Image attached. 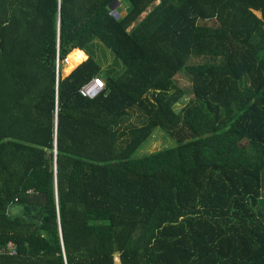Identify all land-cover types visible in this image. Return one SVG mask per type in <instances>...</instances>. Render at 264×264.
<instances>
[{
	"label": "trees",
	"instance_id": "16d2710c",
	"mask_svg": "<svg viewBox=\"0 0 264 264\" xmlns=\"http://www.w3.org/2000/svg\"><path fill=\"white\" fill-rule=\"evenodd\" d=\"M9 242L0 264H264V0H0Z\"/></svg>",
	"mask_w": 264,
	"mask_h": 264
},
{
	"label": "rangeland",
	"instance_id": "374dc122",
	"mask_svg": "<svg viewBox=\"0 0 264 264\" xmlns=\"http://www.w3.org/2000/svg\"><path fill=\"white\" fill-rule=\"evenodd\" d=\"M124 8V7H123ZM122 10V9H121ZM147 16V14H144L141 17V20H143L145 17ZM109 53V54H108ZM108 53L105 52H100L98 54H96V61L102 66V68L105 69H109V67L113 64L114 60L112 55L110 54V52L108 51ZM69 56V55H68ZM72 56L68 59L69 62ZM108 62H107V60ZM86 60V59H85ZM76 64V63H75ZM73 65V63L71 62L64 64V75L68 74L70 71H72V69L77 65ZM73 72V71H72ZM177 84L182 87L183 89H185L186 91H190L192 90V82H190V77L188 75V73L184 70L181 74H179L176 78H175ZM98 85V84H97ZM96 88L98 89V91H100V88L96 86ZM190 98H194L190 95H187L183 100L180 101L179 105L177 106V108H179L181 105H185ZM139 120V113L136 112L134 114L133 117V121L136 124H139L138 122ZM174 144V140H172L170 137H168L166 134H164L163 132H161L160 130H155V132L153 133V135H151V137L143 144V146L140 148L139 153H146V152H154L156 150H160L164 147L170 146ZM12 213L14 215H22V207L18 204L14 205L13 209H12Z\"/></svg>",
	"mask_w": 264,
	"mask_h": 264
},
{
	"label": "built area",
	"instance_id": "2783aa9c",
	"mask_svg": "<svg viewBox=\"0 0 264 264\" xmlns=\"http://www.w3.org/2000/svg\"><path fill=\"white\" fill-rule=\"evenodd\" d=\"M112 14L117 19H119L120 15L118 14V12L113 11ZM94 85L99 87L100 90H102L104 88V82L102 80H100V79H95ZM81 93L83 95L91 96L89 88L83 90ZM0 255L16 256L17 255V246H16V244L14 242H9L7 245L0 247Z\"/></svg>",
	"mask_w": 264,
	"mask_h": 264
},
{
	"label": "water",
	"instance_id": "95a60500",
	"mask_svg": "<svg viewBox=\"0 0 264 264\" xmlns=\"http://www.w3.org/2000/svg\"><path fill=\"white\" fill-rule=\"evenodd\" d=\"M118 5H119V3H118V4H114V6H113L114 11H116V12H117V7H118ZM86 60H88V57H87V56H86ZM86 60H85V61H86ZM85 61H83V62H85ZM83 62H81L80 64H82ZM65 63L68 64V58L65 60ZM80 64H79V65H80ZM79 65H78V66H79ZM78 66H77V67H78ZM77 67H76V68H77ZM76 68H74L72 71H74ZM72 71H71L70 73H72ZM70 73L66 74L65 77L68 76ZM89 91H90V94H91V95H95V94H97V93L99 92L98 89L96 88V86L94 85V82H92V83L90 84Z\"/></svg>",
	"mask_w": 264,
	"mask_h": 264
},
{
	"label": "bare ground",
	"instance_id": "6f19581e",
	"mask_svg": "<svg viewBox=\"0 0 264 264\" xmlns=\"http://www.w3.org/2000/svg\"><path fill=\"white\" fill-rule=\"evenodd\" d=\"M68 63H69V60H68ZM67 66H68V64H67ZM70 72H71V71H70ZM70 72H69V73H70Z\"/></svg>",
	"mask_w": 264,
	"mask_h": 264
}]
</instances>
